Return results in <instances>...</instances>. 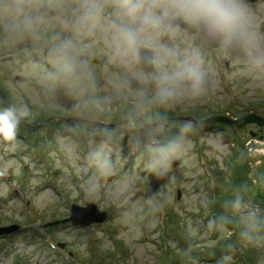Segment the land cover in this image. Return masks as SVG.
Wrapping results in <instances>:
<instances>
[{"label": "rangeland", "instance_id": "rangeland-1", "mask_svg": "<svg viewBox=\"0 0 264 264\" xmlns=\"http://www.w3.org/2000/svg\"><path fill=\"white\" fill-rule=\"evenodd\" d=\"M260 2L239 0L248 11ZM174 3L0 0L7 104L89 124L39 127L32 144L19 131L0 140V226L18 227L0 236V264H264V127L234 128L236 141L210 131L159 144L130 136L129 107L147 125L160 112L264 117V25L255 19L254 45L231 55L220 39L208 47ZM137 45L151 50L153 72L138 65ZM101 121L122 140L105 141ZM85 203L104 219L56 222Z\"/></svg>", "mask_w": 264, "mask_h": 264}, {"label": "clouds", "instance_id": "clouds-1", "mask_svg": "<svg viewBox=\"0 0 264 264\" xmlns=\"http://www.w3.org/2000/svg\"><path fill=\"white\" fill-rule=\"evenodd\" d=\"M175 10L193 25L202 26L210 35L218 37L223 44L240 42L245 48L254 45V36L246 30L248 18L239 0H175ZM134 7L129 12H134ZM128 43L135 40V35H124ZM194 82L199 74L192 72ZM28 116L26 107L9 105L0 107V140L12 141L16 137L21 120Z\"/></svg>", "mask_w": 264, "mask_h": 264}, {"label": "trees", "instance_id": "trees-1", "mask_svg": "<svg viewBox=\"0 0 264 264\" xmlns=\"http://www.w3.org/2000/svg\"><path fill=\"white\" fill-rule=\"evenodd\" d=\"M0 93L1 95L4 94L2 92ZM5 106H7L5 104V101H3V99L0 97V107H5ZM131 110L132 109H130L129 107L128 110H125V113H124V115L131 113L133 117V127L132 129H130L132 135L130 136L142 138V140L146 142L153 141L159 144V143H164L167 140H171V139L182 140V138L194 136V133L198 134L199 132H202V131L228 133L230 140L234 139L236 141L234 131L231 128L227 127L225 124H221V123H209V124H203V125H194V124L185 125L181 121L168 120L163 124V126H160L158 128L153 127L151 129H148L146 127H143V125H140L139 123V119L142 120V115L139 114L136 117L133 112H130ZM156 114L157 116H159L158 117L159 120L162 118H166V117L182 115V114H176V113L168 115V114H163L161 112L156 113ZM206 116H207L206 114H203L200 111L199 112L197 111L194 115L196 119H201ZM75 119H77V122L68 123L67 121H62V120L60 121V120L54 119L51 114L47 116L30 115L21 120V123L17 129V131H19L21 135L19 134L18 136H22L21 138H23L22 140H24V142H29V144H32L34 143L35 138H31V135L34 133H37V129L39 127H42V128L45 127L46 129H48L49 127L54 128L55 126L57 127L58 125H59V128L62 127L63 125L65 126L73 125L75 129L78 130L79 127L84 128L85 126L89 125L87 124L88 122L86 123L85 119L81 120L78 117H76ZM116 121L118 120L117 119L112 120V122H116ZM154 121L155 120L153 119V120H150L149 122H154ZM112 122L101 121L97 123V126H95L97 130L102 132L103 138L107 142H110L112 140L118 141V139L122 140L121 139L122 137L120 136L122 132L121 129L116 128V126L110 125V123ZM16 138L18 137H15L14 139ZM240 145L242 146L241 143Z\"/></svg>", "mask_w": 264, "mask_h": 264}, {"label": "water", "instance_id": "water-1", "mask_svg": "<svg viewBox=\"0 0 264 264\" xmlns=\"http://www.w3.org/2000/svg\"><path fill=\"white\" fill-rule=\"evenodd\" d=\"M38 10L41 12H49V13L51 12V9L44 7V6L38 7ZM172 24H178L179 27H185L186 25V23L182 21L179 17H175L171 21V25ZM198 31L201 34V36L205 39L208 47H210L211 49H215L217 47V44L219 41L218 37L210 35L202 26H198ZM240 44L241 43L238 41H232L227 44V50L229 51L231 55H234L238 52L240 48ZM135 49H136L137 57H138V65L145 72H153V66L151 62V50L143 46H140V45H137ZM152 82H153V76L151 74L149 77L148 85L151 86ZM126 83L131 87L138 86V82L132 77H127ZM2 97L4 96L2 95ZM167 120L187 121L191 124H196V125L197 124H208V123H221V124H225L226 126L232 129L240 128L245 123H253L256 126L264 127V117L256 114L255 112H248L234 119L227 117V116H223V115H209L201 119H195L189 116H173V117H167L157 123H150L147 125L146 123L142 122V124L144 127H148V128L151 126L158 127L160 124L162 123L164 124V122ZM78 215H80L81 219L78 217ZM76 216L78 218H76ZM105 216H106V212L97 211V209L92 203H85V206L83 207L76 206L75 204H70L69 216L61 221H56V222L69 221L72 224L78 223L81 226H87L90 223L99 222L103 220ZM76 220L78 222H76ZM56 222H53V223H56ZM16 229H18V227L12 224L7 225V226H0V236L13 232ZM60 246H62V244H60Z\"/></svg>", "mask_w": 264, "mask_h": 264}, {"label": "bare ground", "instance_id": "bare-ground-1", "mask_svg": "<svg viewBox=\"0 0 264 264\" xmlns=\"http://www.w3.org/2000/svg\"><path fill=\"white\" fill-rule=\"evenodd\" d=\"M245 11L248 18V23L246 25L247 31L252 32L256 30V27L253 25L255 19L259 24L264 25V0H261L259 6L257 8L255 7L254 10L250 9V11H248L245 9Z\"/></svg>", "mask_w": 264, "mask_h": 264}, {"label": "flooded vegetation", "instance_id": "flooded-vegetation-1", "mask_svg": "<svg viewBox=\"0 0 264 264\" xmlns=\"http://www.w3.org/2000/svg\"><path fill=\"white\" fill-rule=\"evenodd\" d=\"M51 12H52V11H51ZM51 12H50V13H51ZM197 125H200V124H197Z\"/></svg>", "mask_w": 264, "mask_h": 264}]
</instances>
